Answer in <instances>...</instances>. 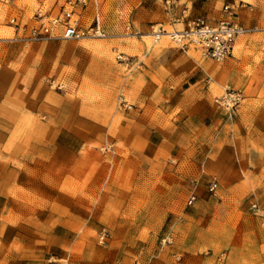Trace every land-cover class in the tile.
<instances>
[{
	"label": "crops",
	"instance_id": "1",
	"mask_svg": "<svg viewBox=\"0 0 264 264\" xmlns=\"http://www.w3.org/2000/svg\"><path fill=\"white\" fill-rule=\"evenodd\" d=\"M224 5L233 8L234 15L230 18L246 28L258 26L264 11V0H138L134 20L147 32L150 25L157 22L153 18L163 24L182 26V22L173 20L186 8L188 19L202 17L215 23L229 18L222 12ZM143 53L139 68L127 80V91L136 92L128 109L117 108L111 116H104L95 115L94 111L83 112L82 104L74 103L68 112L59 108L51 114L47 112L45 119L25 135L18 134V113L0 115V261L47 264L48 255L54 253L57 259L70 260L69 264H96V250L90 249L87 242L81 243L76 229L84 221L93 224L102 221L104 207L91 202L83 207L81 192H107L104 197H113L116 212L107 214V222L112 227L135 228L129 215L132 210L138 215V220L134 221L138 228L145 224L147 212L159 213L161 218L169 210L182 213V209H171L168 205L167 192L155 194L158 203L149 208L145 198L146 181L152 172L173 170L175 164L183 160V149L193 145L194 131H184L177 125V119L186 114L197 118L200 133L217 134V149L230 148L231 142L224 135L229 125L233 136L234 127L244 134L250 148L251 174L262 184L255 192L235 194L243 200L245 196H253L251 202H256L259 209L251 212L248 204L232 206L243 215L237 222L239 234L234 239V254L229 259L230 251H227L221 263L213 261L212 256H203L198 261L188 252L182 253L180 261H176V247L171 256L159 254L154 259L145 249L138 262L264 264V105L236 109L229 118L212 102L209 84L222 87L225 83L236 89L239 72L232 62L207 60L201 65L187 55V50L180 48L152 47ZM207 75L211 78L208 84ZM253 99L260 98L256 94ZM177 110L183 114L175 113L173 121L170 120L172 125H167V117ZM107 142L112 147L107 153L111 160L108 176L106 167L95 161L97 150L94 147L95 143ZM233 147L237 150L239 145L233 143ZM226 159L236 175L241 164L237 157L235 160L232 156H216L206 161L221 165ZM21 192H41L42 204L28 203L30 194L26 204L19 203L25 196ZM133 198H137V203ZM217 210L225 213L227 207L218 206ZM121 213L129 216L119 219ZM190 217L186 212L183 225L186 244L192 246L194 237L189 230L194 228V221L188 220ZM220 222L225 223V216ZM182 237V234H174L173 242L177 244ZM14 245L21 248L8 252L7 247ZM123 258L127 262L132 260L130 256Z\"/></svg>",
	"mask_w": 264,
	"mask_h": 264
},
{
	"label": "rangeland",
	"instance_id": "2",
	"mask_svg": "<svg viewBox=\"0 0 264 264\" xmlns=\"http://www.w3.org/2000/svg\"><path fill=\"white\" fill-rule=\"evenodd\" d=\"M137 6L138 0H8L6 3L0 0V39H4L0 44V115L8 116L11 111L18 113V134L25 135L27 130L35 128L45 119L47 112L51 114L55 108L68 112L73 109L74 103L80 102L83 112L94 111L95 115L111 116L117 108H124L122 100L132 105L136 92L127 91V80L139 68L138 63L145 55L143 50L152 47L179 48L166 36L159 40L145 38L144 35L151 32L140 29L137 20H134V9ZM38 13L60 15L82 28L92 25L98 18L100 27L107 36L47 41L15 39L22 37L24 33L21 30L17 33V27L10 23V19L17 17L21 26H31L36 24ZM155 19L153 21L158 22ZM163 26L167 30L181 27L169 23H164ZM249 29L248 33L236 39L232 56L220 62L204 58L193 47L187 49V55L201 65L207 60L233 63L239 72V83L235 88L244 94L236 108L240 110L264 105V11L258 26ZM119 55L122 58H118ZM59 85L61 88H58ZM209 85L212 102L217 105L214 97L223 94L227 84H222V87L214 83ZM256 94L259 100L253 99ZM220 108L226 112L224 108ZM175 113L178 116L183 114L181 110L175 111L167 117V125H172L170 120L173 121ZM226 117L230 118L227 112ZM187 118L189 121H186ZM197 121L196 117L194 119L186 114L177 119V125L182 130L194 131L193 145L183 149V160L181 163L178 161L173 170H166V173L161 170L152 172L146 181L147 208L158 203L159 198L155 194L167 192L169 196L165 199L168 205L171 209H182V213L169 210L161 218L159 213L147 212L145 227L141 224L142 228H138V224L134 222L138 220V215L132 210L129 215L135 228L129 229L123 225L112 227L107 222V214L108 211H115L113 197H104L107 192H81L83 207L89 202L104 207L102 221H97L96 224L84 221L76 229L81 243L87 242L90 249L96 250V264H140L138 261L145 249L154 259L159 254L162 257L171 256L173 247H176L178 254V258L174 257L176 261H180L182 253L186 252L194 255L198 261L203 256H212L213 261L221 263L227 251H230L229 259L232 258L234 239L239 234L237 222L243 215L235 212L232 206L248 204L250 207L253 199V196H245L243 200L235 192H255L262 182L251 174L250 148L242 136L244 134L241 135L237 127H234V136L231 125L227 127L228 136L224 134L225 139L231 142L230 148L217 149V134L210 136L200 133ZM233 143L239 145L237 150ZM108 146H111L108 142L94 144L97 150L95 161L106 167V176L111 161L107 153L112 150V147L110 150L105 149ZM216 156H232L235 160L237 157L241 163L238 173L234 175L233 166L228 163V159L221 165L207 164L206 160H212ZM188 159L191 161H186ZM213 179L217 182L215 195L208 189ZM21 193L25 196L19 199V203L26 204V197L30 194L28 203L42 204L41 192ZM191 194L195 195V200L188 205L187 200ZM133 199L137 203V198ZM218 206L227 207V211L218 212ZM186 212L193 218L188 220L194 221V228L189 230L194 237L192 246L187 245L185 239L186 229L183 223ZM129 215L121 213L118 217L127 218ZM223 216L225 223L220 222ZM102 231L105 233L103 239L100 238ZM174 234L183 235L177 244L173 242ZM131 236L133 239H129ZM163 240L169 242L164 244ZM20 248V245L8 246L7 251ZM66 251L74 252L69 248ZM124 256H130L132 260L127 262ZM46 262L69 264L70 260L57 259L54 253H50ZM0 264L15 263L3 259ZM162 264L170 263L164 261ZM195 264L199 263L196 261Z\"/></svg>",
	"mask_w": 264,
	"mask_h": 264
},
{
	"label": "built area",
	"instance_id": "3",
	"mask_svg": "<svg viewBox=\"0 0 264 264\" xmlns=\"http://www.w3.org/2000/svg\"><path fill=\"white\" fill-rule=\"evenodd\" d=\"M7 1L4 0L5 3ZM78 1L84 2V0ZM222 12L229 18L210 23L202 17L188 19L187 9L184 8L181 16L173 20V22L183 23L180 28L167 30L164 28L163 23L154 22L150 25V32L156 37L166 34L181 50H187L190 46H194L204 58L220 62L232 56L236 39L250 31L249 28L230 18L234 15L231 6L224 5ZM10 23L17 27V33H19V30L24 33L22 37L15 39L47 41L52 39H82L85 37L104 38L107 36L106 32L100 27L98 18L87 28L71 24L69 19L62 18L60 15L52 16L51 14L44 15L40 13L37 14L36 24L34 25L21 26L17 17H12ZM2 41L4 39H0V44ZM118 58H122V56L119 55ZM210 80L211 78L207 75L205 82L208 84ZM58 88H61V85ZM243 98L244 94L241 90L226 87L223 94L214 97V102L224 108L231 117ZM122 102L124 108H130L131 104H127L124 100ZM105 149L110 150L111 146L105 147ZM216 188L217 182L213 179L208 189L211 194L215 195ZM194 200L195 195L191 194L187 204L191 205ZM251 208L254 210L259 209L256 202L251 204ZM104 236L105 233L102 231L100 238L103 239ZM167 241L163 240L164 244Z\"/></svg>",
	"mask_w": 264,
	"mask_h": 264
},
{
	"label": "bare ground",
	"instance_id": "4",
	"mask_svg": "<svg viewBox=\"0 0 264 264\" xmlns=\"http://www.w3.org/2000/svg\"><path fill=\"white\" fill-rule=\"evenodd\" d=\"M145 36V38H149V37H153L154 39H157V40H159V39H161V37H167V38H169L166 34H163V35H161V36H159V37H156V36H154L152 33H149V34H145L144 35ZM190 47H193L194 49H196V50H198L197 48H195L194 46H190ZM199 51V50H198ZM200 52V51H199ZM201 54V53H200Z\"/></svg>",
	"mask_w": 264,
	"mask_h": 264
}]
</instances>
